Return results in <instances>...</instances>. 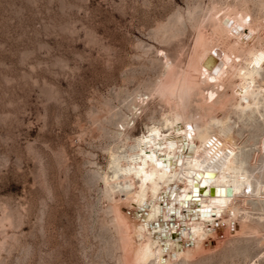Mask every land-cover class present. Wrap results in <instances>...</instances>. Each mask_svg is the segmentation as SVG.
Masks as SVG:
<instances>
[{
  "label": "rangeland",
  "instance_id": "1",
  "mask_svg": "<svg viewBox=\"0 0 264 264\" xmlns=\"http://www.w3.org/2000/svg\"><path fill=\"white\" fill-rule=\"evenodd\" d=\"M198 1L209 2L0 0V264H123L111 196L126 193L127 155L167 112L152 95L161 50L188 55L193 30L178 14ZM258 73L263 79L264 67ZM254 96L257 111L239 108L229 120L238 155L250 158L264 137V93ZM258 158L245 164L246 205L228 212L258 233L237 235L226 217L219 248L172 264H264V189L254 190L264 187V153Z\"/></svg>",
  "mask_w": 264,
  "mask_h": 264
},
{
  "label": "bare ground",
  "instance_id": "2",
  "mask_svg": "<svg viewBox=\"0 0 264 264\" xmlns=\"http://www.w3.org/2000/svg\"><path fill=\"white\" fill-rule=\"evenodd\" d=\"M200 4L188 8L186 15L178 14L193 30L188 55L181 51L173 58L161 50L162 68L152 95L162 98L167 112L127 155L122 167L126 193L111 196L123 264H148L152 259L172 264L181 258L192 262L222 245L229 234L226 217L235 234L258 233L228 212L235 203L245 206L251 195L245 164L258 162L264 137L251 158L239 156L241 139L229 120L239 108L257 111L254 95L264 93V78L258 73L264 67V0ZM163 125L169 127L167 132L161 130ZM263 189L256 183L255 196Z\"/></svg>",
  "mask_w": 264,
  "mask_h": 264
}]
</instances>
